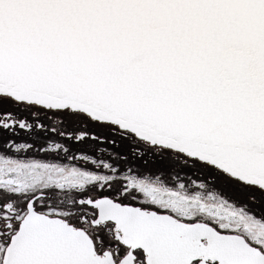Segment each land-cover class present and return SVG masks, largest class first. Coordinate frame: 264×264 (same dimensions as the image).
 I'll return each mask as SVG.
<instances>
[{
    "label": "snow or ice",
    "instance_id": "6c2138e0",
    "mask_svg": "<svg viewBox=\"0 0 264 264\" xmlns=\"http://www.w3.org/2000/svg\"><path fill=\"white\" fill-rule=\"evenodd\" d=\"M0 264H264V0H0Z\"/></svg>",
    "mask_w": 264,
    "mask_h": 264
}]
</instances>
